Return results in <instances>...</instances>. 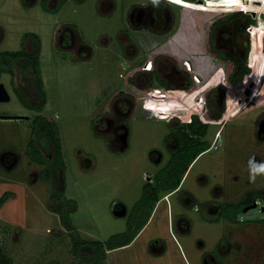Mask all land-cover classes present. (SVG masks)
Here are the masks:
<instances>
[{
	"label": "rangeland",
	"instance_id": "rangeland-1",
	"mask_svg": "<svg viewBox=\"0 0 264 264\" xmlns=\"http://www.w3.org/2000/svg\"><path fill=\"white\" fill-rule=\"evenodd\" d=\"M156 1L152 11H147L155 15L158 24L131 29L126 22L128 8ZM200 1L52 0L44 9L41 0H0V52L23 49V35L27 32L37 33L42 39L40 74L45 103L39 114L57 123L65 162L64 169L56 165L53 147L43 134L31 135V122L38 113L24 106L14 91L15 85L26 103L39 105L41 98L33 79L17 67H13V82L10 74L0 75V82L10 94L8 102H0V196L11 193L0 208V247L12 264H87V256L73 254L70 232L61 225L59 213L70 215L76 229L72 233L83 239L104 242L122 234L127 230L123 210L132 209L141 197L146 177L154 176L169 159L164 137L170 126L166 121L135 114L118 142L98 132L103 129L98 123L100 116L110 105L107 87L112 77L100 65L102 51L97 47L106 43L121 47L123 37L138 50V63L146 62L147 68L151 65L150 72L156 61L164 59L175 60L189 71L190 89L174 96L189 113L198 112L206 91L216 87H222L223 92H212L209 111L217 117L228 102L230 110L222 124L209 125L204 138L211 145L218 133L217 147L195 159L181 189L170 194L169 204L160 200L134 240L107 251L103 264H204L202 256L205 260L206 254L214 255L223 236L226 243L221 249V264H264V223H256L264 218L260 205L242 212L238 216L240 224L224 219L215 222L220 203L244 202L264 187V174L252 172L253 165H264V132H258L264 129V121L254 120L264 109V11L254 8L255 16L244 9L225 12L233 7L234 0ZM238 7L244 8L242 4ZM140 11H135L133 18L139 16L142 22L149 23V14ZM238 11L243 14L229 20L228 16ZM214 19H220L214 34L218 51L234 57L249 51V65L254 72L247 87L230 86L226 81L227 65L206 52L205 26ZM249 19H255L252 27H248ZM69 24L95 47V59L80 61L81 54L74 46L60 50L54 46V33ZM104 56L109 58L105 63L119 65L116 75L121 84L127 80L125 72L137 67L125 68L122 60H110L114 55L107 51ZM124 56L125 61H131L129 55ZM161 75L168 80L177 76L169 71ZM127 82L138 84V88L132 87L136 90L130 96L134 102L141 92L138 89L144 87L142 83L147 84V75L140 83ZM96 96L103 99L99 104ZM143 103L150 102L144 99ZM31 136L46 158L51 155L47 158L51 169L48 182L40 179L44 167L27 156ZM252 175H256L254 180ZM55 191L64 204L62 209L60 203L50 200ZM192 198L198 210L189 205ZM180 220L189 224L188 232L179 231Z\"/></svg>",
	"mask_w": 264,
	"mask_h": 264
},
{
	"label": "trees",
	"instance_id": "trees-1",
	"mask_svg": "<svg viewBox=\"0 0 264 264\" xmlns=\"http://www.w3.org/2000/svg\"><path fill=\"white\" fill-rule=\"evenodd\" d=\"M49 0H41V5L46 9L47 2ZM242 3V0H234L231 5L233 7L226 8L225 12L233 10H249L248 12H254V8H242L240 9L238 5ZM243 12L238 11L231 13L228 18L229 20L237 19L241 16ZM255 19H249L248 25H253ZM219 24L220 21L217 20ZM81 40L84 41L82 34H80ZM214 52V51H213ZM216 56L221 60L229 59L224 56L222 53L215 51ZM39 49L37 53L33 54L34 58L30 59V66L33 69L34 77L36 83L39 87V90L42 91V80L39 70ZM30 54L25 52H12L5 51L0 52V70L3 72H11V66L2 65L3 61L16 62L20 61L22 57L28 58ZM26 60V59H25ZM251 62V55H250ZM234 69L231 71L228 76L229 84L236 87L240 83L245 81V86L248 85L252 74L253 68L249 66V51L245 50L242 58H237L234 61ZM251 67V68H250ZM252 69V74H251ZM228 73V71H226ZM251 74V75H250ZM250 75V76H249ZM249 76V77H248ZM158 76H155L154 79L159 80L161 86L169 88L165 82H162ZM154 80V81H155ZM191 83H188L185 89L189 90ZM222 91L221 88L210 89L207 91V95H210L213 91ZM223 92V91H222ZM203 98V106L198 113H190L188 116V121L183 122L180 117H171L167 124L170 126V132L164 137L165 145L170 152V157L165 166L158 170L151 181H146L142 186V194L140 199L134 204L132 209H130L129 214L127 215V230L122 234L112 235L107 241L99 240H86L79 237L72 232L76 231L74 225L72 224L70 215L65 212L59 213V219L61 225L70 232L71 241H72V252L75 256H87L85 262L87 264H103L107 260V251H112L124 246L129 245L134 238L139 234V232L144 228L148 223L150 216L156 206V203L161 198L163 193H171L177 190L179 187L185 173L189 169L191 163L199 156L201 153L207 151L210 148V144L204 138L207 134L209 125L216 122L222 124L225 120V115L229 113L230 104L228 102L226 111L222 115L223 108L220 111V115L215 117L211 111H209V96ZM231 101V100H230ZM37 111L42 110V106L36 109ZM222 115V116H221ZM176 118V119H175ZM176 120V123H173L172 120ZM32 133L33 134H43L48 141L51 143L54 150L55 163L60 168H65L64 156L62 151V144L59 134V129L57 123L51 119H46L44 117H36L32 122ZM30 137L27 145V155L32 162H35L39 165H46V157L40 152L39 148L35 143V139ZM175 140L176 145H170L169 141ZM41 178L44 180L50 179V169L45 167L42 171ZM11 196L10 192H4L0 196V208ZM59 194L57 191L50 195V200L59 202ZM64 206L63 203H60L59 209H62ZM244 206L242 203H224L221 208L220 218H223L231 223L239 222L238 216L241 214ZM219 220V219H218ZM85 258V257H84ZM0 264H12V261L7 257L0 247Z\"/></svg>",
	"mask_w": 264,
	"mask_h": 264
},
{
	"label": "flooded vegetation",
	"instance_id": "flooded-vegetation-1",
	"mask_svg": "<svg viewBox=\"0 0 264 264\" xmlns=\"http://www.w3.org/2000/svg\"><path fill=\"white\" fill-rule=\"evenodd\" d=\"M52 0H49L48 2H50ZM60 1V0H59ZM66 1V0H64ZM47 2V4H48ZM58 3V2H57ZM157 1L151 5H145V6H137V4H135L134 6H130L128 8L129 10V13L126 15V22L128 25H131V29L133 30H142L143 28H148V25L149 24H152V26L154 27L155 25H157L158 21H157V18L155 17V15L152 16V9L151 7H153L154 5H156ZM150 7V9H148ZM141 10V11H140ZM147 10H151V11H147ZM135 11H140V12H144V13H147L149 14V17H150V21L149 23H145V22H142L140 19V17L138 16L137 19L133 18L136 13ZM139 15L141 13H138ZM211 20V19H210ZM208 20L206 22V26H205V29H206V32H207V36H206V42H205V48H206V52L207 53H211L214 55V58L215 59H218L219 61H221L224 65H227L225 67L226 71H228L227 73V77H226V81L228 82L229 84V81H228V76L230 75L231 71L234 69V61L237 59V58H242L243 55H244V52H243V55L240 57H234L233 55H226V57L229 59V62L227 60H221L219 59L216 54L214 53L215 51H218V46L216 45V43H218L216 41V37L214 36L215 34V31L217 28H219L220 26V23L218 24L217 23V20L220 21V19H214L212 21ZM70 25V24H69ZM71 28V32L69 34V37L68 38H65L66 41H63V38H54L55 42H54V46L56 48H59L62 49V48H67V47H72L74 46V48L80 52L81 55H84V57H89L93 51H94V47H92L89 43H87L85 40H81V36L80 34L77 32L76 30V26H74L73 24H71V26H69ZM248 27H252V25H248ZM63 29H60L58 30L57 32H62ZM74 30L77 32V37H75V32ZM82 37H83V34H82ZM123 40V41H122ZM127 38L126 37H123V38H120V43H123L122 46H121V50L123 51V54H127V55H130V54H133L135 57L138 56V50L133 47L134 45L131 44V43H128L127 42ZM25 46L23 47V49L21 50H18V51H12V52H25L26 54H30L28 56V58H25V57H22V59L20 61H16V62H11V61H3V64L2 65H9L11 66V72H3L0 70V75H3L4 73H7V74H10V78L12 80V78L16 75L14 72V68L13 67H17L18 71L24 73V74H27L30 78L33 79L34 81V86H35V89L37 90V92L39 93V96L41 98V101H40V104L39 105H31L30 103H26L24 101V99L21 97L20 93H19V90H18V87L14 85V91L15 93L20 96V99L23 101L24 103V106H29L31 108V110H34L35 112H37L38 114L34 115L33 119H32V122L34 120V118L36 117H44V116H41L39 113H41V111L43 110V107H44V103H45V91H44V86H43V81H42V88L43 90L40 91L39 90V87L36 83V80H35V77H34V72H33V69L31 68L30 66V62L29 60L34 58V55L35 53H37L38 49H39V54H38V57H39V70H40V54H41V51H42V47H43V42H42V39L41 37L37 34V33H34V32H27L23 35V43ZM62 47V48H61ZM214 51V52H213ZM5 52V51H3ZM218 52H222L221 50L218 51ZM223 54V53H222ZM225 56V55H224ZM26 59V60H25ZM161 61V62H159ZM159 61H156V64L154 65L153 67V72L152 74L153 75H156L159 77V79L162 81V82H165L167 85H168V81L164 80L163 78H160V75L164 72H176L177 75H184L187 77V82H186V85L188 83L191 82V79L189 78L188 76V73L189 71L185 68H181V66L179 65V63L177 61H171V59H164V60H159ZM250 66V65H249ZM251 68V67H250ZM168 70V71H166ZM181 70V71H180ZM183 71V72H182ZM41 73V72H40ZM251 74H252V69H251ZM250 74V75H251ZM41 75V74H40ZM249 75V76H250ZM248 76V77H249ZM157 77V78H158ZM263 79H264V70H263ZM42 80V79H41ZM130 80V79H129ZM13 82V80H12ZM130 82H132L130 80ZM157 82V81H156ZM159 82V80H158ZM2 83V82H0ZM244 84H245V81L243 83H240L238 86H241V87H244ZM230 85V84H229ZM5 86V85H4ZM221 86V85H220ZM232 86V85H230ZM236 86V87H238ZM234 87V86H233ZM247 87V86H246ZM245 87V88H246ZM6 88V87H5ZM216 88H221L222 91H223V88L222 87H216ZM7 90V89H6ZM210 89H208L207 91H209ZM207 91L206 93L204 94V97L205 95H207ZM8 92V90H7ZM245 91H243L244 93ZM9 93V92H8ZM129 92H121V91H118V93L116 95H114L113 97H111L109 99L108 102H110L109 104V107L108 108H105L104 109V112L105 114L100 116V120H99V124L100 126H102L103 129L99 130L98 132L102 135L106 134V135H111V137H114L115 138V141L118 142V141H121L122 138H124L125 134H126V130H127V123L129 121V119H131L130 117V112L133 108V105H134V102L132 100V98L130 97V94H128ZM10 95V94H9ZM212 93L210 95H207V97L209 96V98L211 97ZM203 97V98H204ZM210 101V99H209ZM130 102V104H129ZM129 105L131 108H129ZM42 106V110L41 111H37L36 109L38 107H41ZM227 107V105H226ZM202 108V107H201ZM223 108V112H222V115L224 114V105L223 107L220 108L219 110V113H218V116L220 115V111L222 110ZM107 109V110H106ZM103 112V113H104ZM221 115V116H222ZM130 117V118H129ZM3 118H7V117H3ZM8 118H15L17 119V117H14V116H10ZM46 118V117H44ZM264 109H262L260 112H258L256 114V117L254 118L255 122L258 120V119H262L264 121ZM48 119V118H46ZM32 122H31V127H32ZM97 123V124H98ZM31 132H32V129H31ZM259 134H262L264 132V129L261 127L259 129ZM35 135V134H33ZM171 141H173L174 143H172ZM170 145L172 144H175L176 145V141L175 140H170L169 141ZM174 145V146H175ZM166 146V145H165ZM173 146V145H172ZM211 146V145H210ZM167 148V146H166ZM210 149V148H209ZM208 149V150H209ZM40 150V149H39ZM41 152V151H40ZM167 152H169V150L167 149ZM26 153H27V147H26ZM42 153V152H41ZM28 156V155H27ZM51 155H48V157H50ZM170 157V155H169ZM198 157V156H197ZM47 158H46V165H44L43 167V170L45 169V167H48L50 169V166L48 165L47 163ZM155 160V159H154ZM169 160V159H168ZM195 161V160H194ZM193 161V162H194ZM192 162V163H193ZM35 163V162H34ZM167 163V162H166ZM191 163V164H192ZM37 164V163H36ZM39 165V164H38ZM42 166V165H41ZM191 166V165H190ZM189 166V168H190ZM62 169V168H61ZM42 170V171H43ZM188 171V170H187ZM187 173V172H186ZM185 173V175H186ZM41 175H42V172H40V179L45 181V182H48L47 180H44L41 178ZM184 175V177H185ZM50 177H51V169H50ZM183 177V179H184ZM153 178V176H148L146 177V181H151V179ZM182 179V181H183ZM181 181V183H182ZM180 183V185H181ZM177 188L176 191L174 192H171V193H166L164 194L163 196H161V198L159 199L160 200H163L164 197H168L169 199V196L170 194L172 193H176L178 192L181 187ZM191 197V196H190ZM193 199L192 198V201L190 199V203L189 205H192V207H194L195 210H198L199 207H198V204L197 203H193ZM158 201V202H159ZM157 202V203H158ZM156 203V205H157ZM188 203V202H187ZM224 203H229V202H224ZM238 203H242L244 208L245 207H248V206H252V205H256L255 208L260 205V211H263L264 212V187H260V189L258 188V190L251 194L249 197H246V200L244 202H238ZM168 204H169V200H168ZM221 206L222 208V204L220 203L219 207ZM156 207V206H155ZM207 207L209 208V205H207ZM221 208H219V212H218V216L215 218V222L219 221L220 219H223V218H220V215H221ZM155 209V208H154ZM209 210H211L209 208ZM123 211H126V214L125 216L127 217V215L129 214L130 210L127 211V210H123ZM154 211V210H153ZM212 211V210H211ZM153 213V212H152ZM242 213V212H241ZM152 215V214H151ZM151 217V216H150ZM219 219V220H218ZM225 220V219H224ZM252 222V221H250ZM264 223V218H261L259 220L256 221V223ZM235 224H240V222H236ZM145 227V226H144ZM188 230H190L189 228V224L183 220H180V223H179V231L181 233H185V232H188ZM226 241L224 239V236L218 241V243L216 244V251H215V254L214 255H211V254H206L205 256L208 255V258L204 260V255L202 256V260L203 262L202 263H210V264H221V257H222V252H221V249L223 247V244L225 245ZM154 244V243H153ZM152 244V245H153Z\"/></svg>",
	"mask_w": 264,
	"mask_h": 264
},
{
	"label": "crops",
	"instance_id": "crops-1",
	"mask_svg": "<svg viewBox=\"0 0 264 264\" xmlns=\"http://www.w3.org/2000/svg\"><path fill=\"white\" fill-rule=\"evenodd\" d=\"M69 26H71V24ZM69 26H64L62 28L63 29L62 32L54 33V38H56V39L63 38V41H66L65 38H68L69 34L71 32V28ZM97 48H100L99 50L102 51L101 54H102L103 63L100 65L103 67L105 66L108 69L107 72H109V74L107 76L112 77V81L110 83L111 85L107 87L108 88V94L110 97H113L112 96L113 94L116 95L118 93V91L129 92L128 94H130V96H133L134 92L136 90L134 91V89L132 87L138 88V86H137L138 84H135V86H133L132 83L129 84L127 81H129V78H130V80L132 82H137V83L139 82L140 83L141 78L143 76L147 75V84L145 82L142 83V85H144V87L140 86V88L138 89L139 91H141L140 94L138 93L139 97L135 96L136 98L134 100V105H133V108L130 112L131 118L133 115L136 114L135 116H137L140 113V114H143L144 117H153L156 120L160 119V120L168 122L171 117H175V116L178 117L179 114H181L185 117L187 115L185 112L188 111V113H189V109H187L183 105H180L179 102H176L174 99V96H177L179 91L187 90V89H185L186 82H187L186 76H184L183 79H181L180 75H177L175 78L173 77L171 80L169 79L170 80L169 81L166 77H163L162 75H160V78H163L164 80L168 81V87L169 88L167 89L166 87L157 84L156 81H158V80L154 79V77L156 75H153L152 72L149 71L150 68L146 67V65H147L146 62L144 64L140 65V63H138L139 58L134 57L133 54L129 55V57H131V61H125V59H123V57H125L123 54V51L121 50V47L117 46V44L112 45L110 43L109 44L106 43L103 47H97ZM106 51L110 55L115 56V57L113 56L112 57L113 59H110V60L115 61L117 58L120 61L122 60V63L125 66V68H128V66H130V65L137 66L136 68L132 69L129 72L126 71L125 73H127V74L124 73L125 75H127L126 76L127 80H124L122 84L116 75V71H117V68L119 67V65H118V67H117V65L115 67V65L112 66L114 64L112 62L110 64L105 63L109 59V58H107V60H106V57L104 56ZM94 52L95 51H93V53L89 57H86V56L84 57V55H81L79 58L80 61H85V60L91 59V58L95 59L96 55ZM143 65H145V67H143ZM107 72H105V73H107ZM105 75L106 74H104L103 76L105 77ZM93 76H94V78L96 77L94 72H93ZM105 80L108 82L110 81L109 79L107 80L106 78H105ZM172 83H174V84H172ZM123 86H125L126 88H124ZM94 92H96L95 89H94ZM96 97H97V104L102 102V100H103L102 98H100L99 96H96ZM144 99H147V101L150 102L149 105H146L143 103ZM172 103H174V104L172 105ZM174 107H175V110H174ZM149 111H153V113H150Z\"/></svg>",
	"mask_w": 264,
	"mask_h": 264
},
{
	"label": "water",
	"instance_id": "water-1",
	"mask_svg": "<svg viewBox=\"0 0 264 264\" xmlns=\"http://www.w3.org/2000/svg\"><path fill=\"white\" fill-rule=\"evenodd\" d=\"M199 2H201L199 0ZM255 12H252V16H255ZM10 100V95L7 92L5 86L3 83H0V102H8ZM256 205H252V206H248L245 207L242 212L245 213L246 211H248L249 209L255 208Z\"/></svg>",
	"mask_w": 264,
	"mask_h": 264
},
{
	"label": "bare ground",
	"instance_id": "bare-ground-1",
	"mask_svg": "<svg viewBox=\"0 0 264 264\" xmlns=\"http://www.w3.org/2000/svg\"><path fill=\"white\" fill-rule=\"evenodd\" d=\"M244 7L246 8H260L264 11V6H262V1L261 0H246V1H243L242 0V3H241ZM164 200L165 201H168V197H164Z\"/></svg>",
	"mask_w": 264,
	"mask_h": 264
},
{
	"label": "built area",
	"instance_id": "built-area-1",
	"mask_svg": "<svg viewBox=\"0 0 264 264\" xmlns=\"http://www.w3.org/2000/svg\"><path fill=\"white\" fill-rule=\"evenodd\" d=\"M243 1H246V0H243ZM249 1H251V0H249ZM262 1V6H264V0H261ZM257 15V14H256ZM259 15V14H258ZM200 110H201V108H200ZM199 110V111H200ZM198 111V112H199ZM198 112H191V113H198ZM189 114L190 113H188L187 115H186V118L183 116V115H181V114H179L178 115V117H180L182 120H183V122H186V121H188V116H189ZM218 136H219V134L217 133L216 134V136H215V138H214V140H213V142H212V144H211V146H210V149L211 148H216L217 147V145H216V140L218 139Z\"/></svg>",
	"mask_w": 264,
	"mask_h": 264
},
{
	"label": "clouds",
	"instance_id": "clouds-1",
	"mask_svg": "<svg viewBox=\"0 0 264 264\" xmlns=\"http://www.w3.org/2000/svg\"><path fill=\"white\" fill-rule=\"evenodd\" d=\"M252 172L255 173L256 175L264 174V165H261V166L253 165L252 166ZM256 175H252L250 178L254 180Z\"/></svg>",
	"mask_w": 264,
	"mask_h": 264
},
{
	"label": "snow or ice",
	"instance_id": "snow-or-ice-1",
	"mask_svg": "<svg viewBox=\"0 0 264 264\" xmlns=\"http://www.w3.org/2000/svg\"><path fill=\"white\" fill-rule=\"evenodd\" d=\"M151 67V65H149V68Z\"/></svg>",
	"mask_w": 264,
	"mask_h": 264
}]
</instances>
